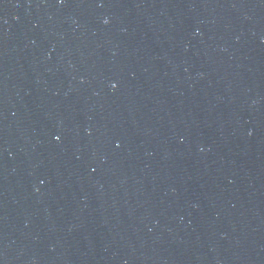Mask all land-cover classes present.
Returning a JSON list of instances; mask_svg holds the SVG:
<instances>
[{"label":"water","instance_id":"95a60500","mask_svg":"<svg viewBox=\"0 0 264 264\" xmlns=\"http://www.w3.org/2000/svg\"><path fill=\"white\" fill-rule=\"evenodd\" d=\"M0 264H264V0H0Z\"/></svg>","mask_w":264,"mask_h":264}]
</instances>
